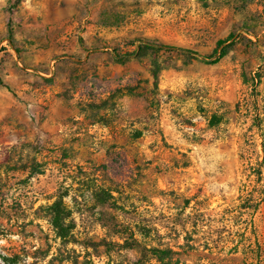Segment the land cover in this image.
Instances as JSON below:
<instances>
[{
    "label": "rangeland",
    "instance_id": "obj_1",
    "mask_svg": "<svg viewBox=\"0 0 264 264\" xmlns=\"http://www.w3.org/2000/svg\"><path fill=\"white\" fill-rule=\"evenodd\" d=\"M263 156L264 0H0V264H264Z\"/></svg>",
    "mask_w": 264,
    "mask_h": 264
},
{
    "label": "trees",
    "instance_id": "obj_2",
    "mask_svg": "<svg viewBox=\"0 0 264 264\" xmlns=\"http://www.w3.org/2000/svg\"><path fill=\"white\" fill-rule=\"evenodd\" d=\"M224 43V40L217 42V46H221ZM160 47H166L165 45H159ZM146 47H149L146 45ZM174 49H179V47H171ZM225 48H223L222 53L217 57L210 60L215 62L220 58L221 55L225 53ZM217 52V51H214ZM264 163V156H263ZM37 170V169H35ZM46 217L49 223L55 230L57 237L60 239L61 244L67 245L74 240L73 228L74 223L71 219V213L69 208L63 201L62 197L56 198L52 203L48 204L45 207ZM151 253L154 255L159 264H183L177 260L172 259V250L170 248H159L152 247L150 248Z\"/></svg>",
    "mask_w": 264,
    "mask_h": 264
}]
</instances>
